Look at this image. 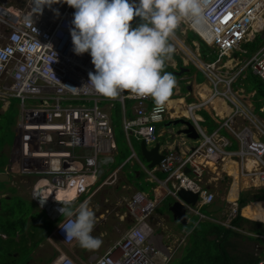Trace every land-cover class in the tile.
I'll use <instances>...</instances> for the list:
<instances>
[{
    "label": "built area",
    "instance_id": "2783aa9c",
    "mask_svg": "<svg viewBox=\"0 0 264 264\" xmlns=\"http://www.w3.org/2000/svg\"><path fill=\"white\" fill-rule=\"evenodd\" d=\"M129 3L138 4L139 0H129ZM58 5L62 6L60 13L51 15ZM30 8L23 10L0 1V103L8 109L12 99H17L19 106L16 136L8 152L9 162L3 169L14 183L17 177L31 183V197L55 221L47 242L56 252L47 264H167L177 247H159L148 222L156 202L142 191L121 200L134 221L120 239L105 251H92L83 258L67 251L78 242L66 240L59 227L68 220L61 218L59 209L63 204L59 201L68 200L73 205L88 194L83 200L87 202L98 191L120 182L122 168H110L118 153V144L107 106L115 99L85 86L90 83L89 73L95 72V67L89 53L77 55L74 51L71 29L75 9L64 0L44 5L42 12L37 4ZM203 15L201 24L185 18L179 25H189L219 52V57L207 62L199 52L188 49L186 54L193 62H198L211 81L213 96H222L234 104L223 126L235 139L221 135L219 130L207 132L199 124L195 108L208 100L190 103L187 114L195 119L200 143L186 153L168 151L159 165L146 168V172L150 176L157 169L168 172L166 180L172 182L168 194L175 199L183 201L178 194L182 187L197 192V203L186 204L188 210L199 214L201 219H212L200 210L216 200L215 193L205 184L209 167L218 168L227 159H236L241 176L264 184V123L242 102L243 89L234 88L237 78L246 69L264 78V46L244 60L233 55L241 50L242 42L254 38L258 32L255 24L264 17V0H208ZM170 39L175 43L181 40L176 32ZM181 48L185 51L183 44ZM128 99L134 103V114L123 119L127 139L134 137L146 144L157 142L158 123L165 120L168 104L157 113L155 104L148 106L151 97L140 98L126 91L117 98L124 106ZM238 115L250 122L238 124ZM234 143L236 148L232 147ZM62 189L74 191L76 197L59 198L56 193ZM41 199L47 200L43 206ZM237 212L238 205L230 213L236 215Z\"/></svg>",
    "mask_w": 264,
    "mask_h": 264
},
{
    "label": "clouds",
    "instance_id": "9594fccd",
    "mask_svg": "<svg viewBox=\"0 0 264 264\" xmlns=\"http://www.w3.org/2000/svg\"><path fill=\"white\" fill-rule=\"evenodd\" d=\"M60 2L61 0H38L37 7L42 12L44 5L51 6ZM64 3L75 9L72 21L74 27L71 29L74 51L77 55L89 53L92 58V64L95 67V72L89 73L90 83L85 86H91L99 94L111 99H117L126 91L140 98L151 97L155 104V112H162L173 95V90L178 86L175 75L164 71L166 61H171L172 54L175 52L174 46L170 43V36L180 29L179 26L185 24L179 25L181 20L185 18L194 20L196 24H201L204 21L203 13L208 0H139L138 4L129 3V0H64ZM137 17L140 18L142 23L136 27H132L133 21ZM181 29L183 28L181 27ZM258 29L260 30H258L254 38L242 42L241 50H236L233 55L244 60L251 57L264 46L262 45L252 53L248 52L246 48L242 49L243 43L248 44L257 36H261L258 33L264 30V26L262 28L258 27ZM183 30H186L187 33L194 31L189 28V25ZM194 32L209 48L216 51V57L208 60V56L202 54L200 46L198 52L201 54V58L207 62L216 61L219 57V52L211 47L206 39L196 31ZM261 37H264V35ZM194 40L200 45L199 40ZM182 42L183 40L179 41L180 47ZM239 53L247 56H240ZM226 58L227 56L223 58L222 62H225ZM250 72L264 80L262 76L254 74L251 69H246L237 78L234 88L243 89L245 97L242 102L250 107L252 114L259 121L264 123L256 115L257 113L264 118L261 114L264 112V106L258 108L256 105V90L248 91L244 86L243 79ZM220 88L223 89V87ZM251 92L255 95V106L258 108V112L254 111L248 103L247 95ZM241 117L243 116H237L238 124L250 122L246 118L244 122H238V118ZM231 140L234 141L232 138ZM0 172L6 171L1 168ZM261 186H264V184ZM172 198L175 199L174 197ZM46 201L41 199V205L43 206ZM59 202L63 204V207L59 211L63 217L68 218L66 223H60L59 225L65 233L66 240H75L82 248L87 250L99 249L103 241L99 237L92 235L96 225L93 210L86 203L73 209L71 201L65 200ZM181 202L185 203L184 200ZM237 205L238 214L240 205ZM73 217L75 218L73 219ZM262 262L264 263V259Z\"/></svg>",
    "mask_w": 264,
    "mask_h": 264
},
{
    "label": "crops",
    "instance_id": "0c3cea01",
    "mask_svg": "<svg viewBox=\"0 0 264 264\" xmlns=\"http://www.w3.org/2000/svg\"><path fill=\"white\" fill-rule=\"evenodd\" d=\"M181 32L183 36L185 37V42L184 41L182 42L184 46V50L186 51L190 49L187 46V45H190L194 49V52L195 50L196 52H198L200 50L199 43L197 44L196 43L197 41H195L194 39L191 42H189L188 33L184 32L183 29L181 28L177 30L176 34L177 35L179 33L181 34ZM262 38H263V41H262L261 46L264 45V37ZM174 48H175V52L172 54V60L166 61V65L172 67L173 69H176L178 67L180 68L181 66L180 62H182V67L184 66L185 68H187V70H185L182 74H178L179 75V79L177 80L178 86L177 88L173 90V95L170 97V100L167 103L169 106L168 114L165 120H163V122L162 121L160 122L162 124L168 121L166 123V126H169L171 124H182V128L178 131V134H184L188 136L189 138L194 139V144H192L191 146H188L186 144V140H183L182 142H175L174 140L175 144H173L172 142L169 143L167 140H164L163 142L162 137L163 136L166 137V134H165L166 131L164 129H161V126L159 124L158 125V132H159L158 141L153 144H148L147 146L151 148L155 146L157 143H159L161 149H167L169 151L174 150V151H179L181 153H186L189 148L197 146L199 142L201 141V137L197 131L195 119L187 114L188 113L187 107L190 103L196 104L202 100H208V99H209L208 103L195 108L196 111L194 115L197 121L199 122V124H201V126L207 132H213V131L219 130L221 135L226 136V137L229 136L230 138L235 139L233 135L229 132V130L226 128V126L225 125L223 126V123H224L223 120L229 113L232 112L234 104L230 100H227L222 96H213L212 83L209 80V78L205 74H204L205 80L199 78V72H201L202 70L198 62H195V61L193 62L191 58L187 56L186 54L187 51L186 52L183 51L181 47L179 48L174 47ZM247 51L250 52V49H247ZM241 86H243V84H241ZM247 97H248V103L251 105L253 110L258 112V108L255 106V95L251 92V93H248ZM153 104H154V101L151 98L148 101V106L150 107ZM133 108H134V103L131 99L127 100L125 106L123 105L121 101H118L117 99L113 100L112 103L109 106H107V110L111 114L114 127H115L116 112L118 114L117 116L120 117L123 123L124 116L126 117L133 116L134 114ZM256 115L262 121H264V118L259 116L257 113ZM182 118H185L186 120H189L192 123V125L194 126L198 134V137L196 138L191 137L189 133H185V129H188L189 125L186 122H181V121L176 122L178 119H182ZM245 120L246 119L244 117L238 118V122H244ZM115 134H116V130H115ZM132 139L138 142L141 141L134 137H132L129 141L126 137L124 128L122 129L121 139L120 137H117L116 135V140L118 144V153L115 156V161H113L110 164V168H113L114 165L120 160L121 162L118 164V167H121V168L126 167V166L129 167L128 171L125 172L124 174H122V170H121L120 182L117 185L119 187H116V190L117 191L122 190L123 192H126V193L122 194L123 193L122 192L118 196V198L120 196H126L124 198H127V194H129L128 197H131L137 191H142L148 197L155 200L156 208L153 214L151 215V217L149 218L148 222L153 230V233L157 236L159 247L161 248H166L167 246L176 247L178 246L176 245L178 241L181 243L180 240L183 237L187 236L186 240L183 241L184 245L183 246L182 244L180 245V247L182 246V249L176 255L174 253L175 256L173 255L172 260L175 258H180L184 256L186 252V248L189 245V242L191 241V235L193 234L194 228L206 222H209L212 224H219V225H222V227L229 228L230 230L232 229V231H237V233H229V234H225L224 231H222L220 235L217 236L216 234H212L210 232L209 227L205 228L207 240L212 241L213 239H215L220 242H224L226 249L228 250V252L231 253V255L239 254L241 257H245L247 255L251 256L255 254V252L259 254L264 252V249H263L264 245H262L260 242L256 240V239H262L263 244H264V238L261 237V235L264 234V202L248 201L246 205L240 207L239 213L240 215L247 218L249 221L244 223L243 228L235 227L232 224V219L237 214L231 215L230 212L232 211V208H234L237 204H239L241 192L248 191V190L255 189V188L264 187V186L254 183L248 177L241 176L240 175V163L236 159H233V160L227 159L226 162L222 163L218 168L211 166L206 170L205 184L212 192L215 193L216 200L214 204L219 205L220 209L209 212L207 211V208L211 207L212 205L203 207V208H206L207 214L211 216L212 219H207V218L201 219L200 218L197 223L194 222V224L191 226L190 229L184 230L185 228H180L179 225L181 224L186 227L187 224L191 223L190 216L194 214L195 215H199V214H196L195 212H191L190 210H188L187 211V221H186V224H184L179 219H176L173 213H172V217L176 221V223L170 221L171 217L169 215H161L160 213H158L157 208L163 202V200L168 197H171L168 194V188H172V182L166 180L169 176V173L161 169H157V170H154L152 172L153 175L150 176L149 173L146 172L147 171L146 168L152 169L153 167L152 168L149 167L148 162H146V160L142 156V141H141V145L138 147V151L140 154L139 155L134 148ZM232 147L236 148L237 144L234 143ZM120 148L124 149L125 151L124 156L120 155ZM165 173H168V174L165 175ZM105 188H103L101 191H98L93 196V198L97 196L100 192L105 190ZM112 188H109V189H112ZM232 193L236 194L237 196L234 198L231 197ZM91 200L87 202H82L81 204L86 203L89 208L94 210L95 205L93 202H91ZM32 201L35 203L33 198H32ZM119 202L121 203V201ZM183 204L186 205V204H191V203H187L185 201V203ZM249 204H251V206ZM253 208L256 209L255 210L256 211L255 213L257 214L256 218L249 215L248 213L250 209L254 210ZM153 215H155L154 219H156L155 220L156 223L154 226H152L150 222V219L153 217ZM213 216H216L217 218H214ZM96 219H99V218L96 217ZM221 220L227 223H230L231 226L222 224L220 222ZM162 226L166 227L165 231H163ZM251 228H261L262 231L254 232L251 230ZM156 232H158L159 234H157ZM101 235H104V233L101 232ZM109 245L107 246V248L109 247ZM84 255L86 256L87 253H84ZM74 256L80 257L78 255H74ZM263 259L264 258L262 257V260L260 262H262Z\"/></svg>",
    "mask_w": 264,
    "mask_h": 264
},
{
    "label": "rangeland",
    "instance_id": "374dc122",
    "mask_svg": "<svg viewBox=\"0 0 264 264\" xmlns=\"http://www.w3.org/2000/svg\"><path fill=\"white\" fill-rule=\"evenodd\" d=\"M1 2H5L8 5L13 4L15 7H20L23 10H29L31 9L30 6L31 5H35L38 4V0H0ZM62 9L61 5H58L57 8H54L52 10L51 15H56L58 13H60V10ZM264 22V18H261L259 21H257L256 23V27H260L261 23ZM186 28V25L183 24L182 26H179V28ZM260 30V29H259ZM193 35V34H192ZM179 38L181 40H183L185 42V37L183 36L182 32L181 34H178ZM170 43L172 45H174V47L179 48L180 46L175 43L174 41L170 40ZM179 43V42H178ZM190 44V43H188ZM190 49H192L194 51V49L190 46L187 45ZM251 49V45L247 44V43H243L242 44V49ZM196 51V50H195ZM240 56H247V55H243L242 53H239ZM208 57V60H212L216 57V51H214L211 48H207L206 49V54ZM182 66H180V68H176L173 69L172 67L166 65L164 71L166 72H171L175 75L176 79H179V75L178 72L180 71ZM199 78L200 79H204L205 80V75L204 73L201 71L199 72ZM6 111V113H4L2 121H0V140H1V147H2V155L0 156V165L2 168H4V165L6 163L9 162V156H8V152L10 151L15 136H16V124H17V119H18V115H19V106H18V100L17 99H12V104L11 107L8 108L6 110V105L4 106V104L1 106L0 109V113ZM117 112H116V119H115V130H116V135L117 137H120V139L122 138V129H123V123L122 120L120 119V117L117 116ZM163 122V121H162ZM168 122V121H167ZM164 122L161 124L158 123V125L160 124L161 129H164L166 131V137H162V140L164 142V140H167L169 143H173L175 144V142H182L183 140H186V144L188 146H191L192 144H194V139L189 138L188 136L184 135V134H178V131L182 128V124H171L169 126H166V123ZM2 138V139H1ZM165 138V139H164ZM175 140V142H174ZM126 141V140H125ZM119 143V142H118ZM132 143L134 145V148L136 150V152L139 154L138 151V147L141 145V141H135L134 139H132ZM137 147V148H136ZM132 153V151H131ZM140 155V154H139ZM131 156V155H130ZM121 162L118 161L114 167H118V164ZM129 169L128 166L123 167L122 168V174H124L125 172H127ZM1 170V169H0ZM168 173H165V175H167ZM22 177H17V180L15 182V186H17L18 189V193L22 194L25 198H21L23 200V205L21 207L22 212H29L28 217V223H29V218H33L37 216L36 222H39L38 224H35L34 221L31 220V222L34 224H31L32 227L35 226V229L37 231L40 230H44L45 225L44 222H48L51 223L52 226H54L55 221L51 220L46 211H39L40 208L34 204V202L32 201V198L30 197V184L31 183H27L25 181H22L21 179ZM14 182V179H12ZM0 187L1 188H5L4 183H2L0 181ZM115 186L114 188L112 187H106L105 190H103L102 192H100L97 196H95L91 202L94 203L95 207L93 212L95 213V218L98 217L99 219H96V225L95 228L92 232V235L95 237H99L100 239H102L103 244L102 246L97 249V250H87L82 248L79 243L73 245L70 247V249H66L67 251H69V253L74 256V255H78L80 257H85L84 253H90L92 251H100L103 252L105 251V249L107 248V246L109 244H112L113 241L120 239L124 233L126 232V230L128 229V227L130 226V224H133L134 221V217L129 213V211L127 210V206H125V203H120L119 201L122 200V198L126 197V196H120L118 198V196L123 192L122 190L117 191ZM112 188V189H109ZM126 191V190H125ZM126 192H123L122 194H125ZM8 195H10V193H8ZM88 194H84L78 202L74 203L72 206V208L74 209L78 204H81L83 202V200L85 199V197ZM129 194H127V199H129ZM237 195L232 193L231 197H236ZM1 198V196H0ZM19 197H14L10 200L2 201V205H3V209L0 210V213L2 215H5L7 212L11 213V210H16L17 208L15 206L16 205V200ZM21 199H19V201H21ZM28 199V200H27ZM174 202V199L172 197H168L166 199L163 200V202L159 205V207L157 208L158 213H160L161 215H169L170 221L176 223V221L173 219L172 217V212L169 210V206L170 204ZM264 202V201H263ZM15 203V204H14ZM20 207V206H19ZM254 210L250 209L248 211L249 215L253 216L256 218L257 214L255 213L256 209L253 208ZM262 211V210H261ZM201 212L207 214L206 208L201 209ZM208 215V214H207ZM212 215V214H211ZM215 215V214H214ZM63 216H61L62 218ZM155 215H153V217L150 219L151 225L154 226L155 225V220L154 219ZM191 223L187 224L186 227L183 225H179L180 228H185L184 230H188L191 228V226L194 224V222H198L200 217L199 215H191ZM214 218H217L216 216H213ZM262 217V215H261ZM27 223V224H28ZM163 231L166 230L165 226H162ZM101 232L104 233V235H101ZM157 234H159L158 232H156ZM21 232H18L17 234V239L21 236L20 235ZM24 234L27 236L28 231L26 229V231L24 232ZM164 234V233H163ZM3 237H7L6 234H2ZM27 239L29 240V244L30 245V240L28 237ZM41 246L36 247L32 254H31V259L29 260L28 264H47L48 262V258H50L51 256H53L56 252V249L54 248V246L52 244H50L49 242H47V240H45V242L41 243ZM182 244V246L184 245L183 243H180L178 241V243L176 246L178 249L175 252V255L182 249V246L180 247V245ZM264 249V247H263ZM259 250V248H258ZM174 255V256H175Z\"/></svg>",
    "mask_w": 264,
    "mask_h": 264
},
{
    "label": "trees",
    "instance_id": "16d2710c",
    "mask_svg": "<svg viewBox=\"0 0 264 264\" xmlns=\"http://www.w3.org/2000/svg\"><path fill=\"white\" fill-rule=\"evenodd\" d=\"M134 20L133 27H136L142 23L139 17L135 18ZM188 35L189 42H191L193 39L199 40L202 54L205 56L206 49L208 48L207 44L202 41L194 31H189ZM262 41L263 38L261 36H257L252 42H249L248 44L251 45L250 52L252 53L256 51L261 46ZM180 64L182 66V62H180ZM243 81L246 90H256L257 107L259 108L264 106V80L250 72L247 77L243 79ZM1 106L2 105L0 103V109ZM4 113H6V111L0 113V121H2ZM261 114L264 116V112ZM2 147L0 140V156L2 155ZM120 155H125V151L122 148H120ZM1 168L2 167L0 165V169ZM19 199L21 198H18L15 202L17 205L15 206L17 211L13 209L11 210V213L5 215L0 213V264H26V262H28V260L31 258L30 254L33 249L40 243L44 242L53 229L51 223L44 222L45 228L42 230L43 232L40 234L38 239L33 238L30 240L31 244L28 245V236H26L24 232L27 228V216L29 215L30 211H20L22 205L25 202L23 203V200L21 199V201H19ZM258 200H264V187L241 192L239 205L242 207L246 205L248 201ZM249 205L251 206V204ZM1 209H3L2 204L0 210ZM36 219L37 216L33 217L32 221H34L35 224H38L39 222H36ZM248 221L249 220L247 218L238 213L232 219V224L235 227L243 228L244 223ZM206 227H209L210 232L212 234H216L217 236H219L222 231H224L225 234L237 233V231H232V229L230 230L229 228L222 227V225L219 224H212L209 222L202 223L200 226L194 228L193 234L191 235V241L186 248L184 256L173 259L169 262V264H260L259 262L262 260V257L264 258V252L261 254L255 252V254L251 256L247 255L245 257H241L239 254L231 255V253L226 249L224 242H220L215 239L212 241L207 240L205 232ZM251 230L254 232L262 231L261 228H251ZM18 232H21V236L17 239L16 237ZM2 234H6L7 237H3ZM256 240L264 245L262 239ZM52 257L53 256L48 258V261Z\"/></svg>",
    "mask_w": 264,
    "mask_h": 264
},
{
    "label": "water",
    "instance_id": "95a60500",
    "mask_svg": "<svg viewBox=\"0 0 264 264\" xmlns=\"http://www.w3.org/2000/svg\"><path fill=\"white\" fill-rule=\"evenodd\" d=\"M4 13V12H3ZM259 35H264V30H261ZM187 68L181 67L178 74H182ZM186 122L189 125L188 129H185V133H189L191 137H198V134L192 125V123L189 120H186L185 118L178 119L176 122ZM168 150L167 149H161L160 144L157 143L155 146L149 148L144 142H142V156L148 162L149 167H155L160 164L161 160L164 159V157L167 155ZM190 169H186V172H189ZM9 180V174L6 172H0V181H8ZM180 197L185 200L187 203L195 204L198 199V193H194L192 190L182 187L179 190ZM169 209L173 213L174 217L176 219H179L181 222L186 224L187 221V207L185 204H183L179 200H175L172 202L169 206ZM219 205H212L211 207L207 208V211L212 212L219 210Z\"/></svg>",
    "mask_w": 264,
    "mask_h": 264
},
{
    "label": "flooded vegetation",
    "instance_id": "af4514ba",
    "mask_svg": "<svg viewBox=\"0 0 264 264\" xmlns=\"http://www.w3.org/2000/svg\"><path fill=\"white\" fill-rule=\"evenodd\" d=\"M2 183H4V185H5V188L3 189V188H1L0 187V196H1V198H0V208H1V204H2V201H7V200H10V199H12V197H19V198H25L22 194H20V193H18L17 191H18V189L19 188H17V186H15V183L13 182V180H12V176H10L9 175V180L8 181H1ZM8 193H10V195H8ZM10 198V199H9ZM26 199V198H25ZM28 200V199H27ZM39 211H42L41 209L39 210ZM10 212H7L6 214H9ZM29 219H31L32 220V218H29ZM31 220H29V223L27 224V231H28V233L29 234H27V236L29 237V239H33V238H36V239H38V237L40 236V234L43 232L42 230H41V228H40V230L39 231H37L36 229H35V227H32L31 226V224H33L32 222H31ZM27 221H28V219H27ZM30 222H31V224H30ZM34 225V224H33ZM26 231V230H25ZM42 244L40 243L38 246H41ZM37 246V247H38ZM36 248V247H35ZM34 248V249H35ZM33 249V250H34ZM33 252V251H32ZM32 252H31V254H32ZM30 254V255H31ZM32 258V257H31ZM30 258V259H31ZM29 259V260H30ZM29 260H28V262H26V264H28L29 263Z\"/></svg>",
    "mask_w": 264,
    "mask_h": 264
},
{
    "label": "bare ground",
    "instance_id": "6f19581e",
    "mask_svg": "<svg viewBox=\"0 0 264 264\" xmlns=\"http://www.w3.org/2000/svg\"><path fill=\"white\" fill-rule=\"evenodd\" d=\"M257 23V22H256ZM264 22H262L261 23V25L263 24ZM256 25V24H255ZM260 25V26H261ZM205 96V95H204ZM205 98V97H204ZM209 100V99H208ZM57 195H58V197L59 198H66V199H68V198H74V197H76V194L74 193V191H71V190H61L60 192L58 191L57 193H56Z\"/></svg>",
    "mask_w": 264,
    "mask_h": 264
}]
</instances>
